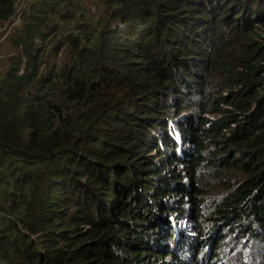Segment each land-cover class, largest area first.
Segmentation results:
<instances>
[{
	"label": "trees",
	"instance_id": "trees-1",
	"mask_svg": "<svg viewBox=\"0 0 264 264\" xmlns=\"http://www.w3.org/2000/svg\"><path fill=\"white\" fill-rule=\"evenodd\" d=\"M7 24L0 264H264V0H0Z\"/></svg>",
	"mask_w": 264,
	"mask_h": 264
},
{
	"label": "rangeland",
	"instance_id": "rangeland-1",
	"mask_svg": "<svg viewBox=\"0 0 264 264\" xmlns=\"http://www.w3.org/2000/svg\"><path fill=\"white\" fill-rule=\"evenodd\" d=\"M9 27V25L7 24L4 28H1L0 29V44L5 40V38L3 37V33L6 31V29ZM3 53V51L1 50V47H0V55ZM176 135V133H175ZM177 138V137H176ZM177 222V221H176ZM180 224L181 226H187L188 228H190V232H189V235L192 236V237H197L198 238V241H199V244L198 246L195 248L196 250L198 249H203V244L204 242H201L202 239L201 238H204V236H206L207 233H210L214 230H216L215 232H213L212 236L215 235V239H214V243L216 242V239L217 237L219 236V229L217 228H214L212 230H210L208 228L207 225H204L202 227L203 229V232H204V235L202 237L199 236L198 231H197V226L193 223V222H184V223H178ZM218 232L217 236H216V233ZM203 257V256H202Z\"/></svg>",
	"mask_w": 264,
	"mask_h": 264
},
{
	"label": "clouds",
	"instance_id": "clouds-1",
	"mask_svg": "<svg viewBox=\"0 0 264 264\" xmlns=\"http://www.w3.org/2000/svg\"><path fill=\"white\" fill-rule=\"evenodd\" d=\"M178 134H176L175 135V139H176V136H177ZM176 141H177V139H176ZM178 143V142H177ZM179 144V143H178ZM180 145V144H179ZM181 147H182V145H180ZM180 226V225H179ZM181 227H185L186 228V230H188V231H190V228H188L187 226H181Z\"/></svg>",
	"mask_w": 264,
	"mask_h": 264
}]
</instances>
